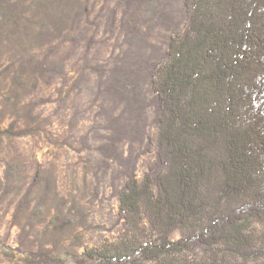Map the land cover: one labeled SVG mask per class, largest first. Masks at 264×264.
I'll return each instance as SVG.
<instances>
[{
	"label": "trees",
	"instance_id": "16d2710c",
	"mask_svg": "<svg viewBox=\"0 0 264 264\" xmlns=\"http://www.w3.org/2000/svg\"><path fill=\"white\" fill-rule=\"evenodd\" d=\"M135 1L144 0H123L117 19L126 39L135 34ZM83 2L0 0V47L26 35L31 18L42 19L33 38L56 34L51 17L63 7L83 13ZM178 3L180 22L164 15L162 52L133 59L119 74L122 96L135 99L139 114L129 127L115 126L100 149L122 166L112 176L121 224L114 240L85 248L76 264H264V0ZM16 50L10 58L21 57ZM23 60H15L21 68ZM8 70L2 100L14 105L24 82ZM140 81L149 100L135 94ZM146 106L154 125L147 135L139 116ZM144 139L151 156L136 172L139 155L130 146L124 156L120 146ZM51 261L43 264H61Z\"/></svg>",
	"mask_w": 264,
	"mask_h": 264
},
{
	"label": "rangeland",
	"instance_id": "374dc122",
	"mask_svg": "<svg viewBox=\"0 0 264 264\" xmlns=\"http://www.w3.org/2000/svg\"><path fill=\"white\" fill-rule=\"evenodd\" d=\"M82 9L57 10L47 22L56 34L46 31L42 40L32 37L42 19L31 18L26 35L0 47V264H43L49 257L76 264L85 248L114 240L120 228L114 197L119 180L112 176L122 166L108 160L100 146L115 137V126L135 124L139 113L117 81L133 59L162 52L169 35L164 15L180 22L179 3L135 1V34L129 39L117 22L123 0H84ZM12 45L20 58H10ZM24 57L21 68L15 60ZM42 63L51 71H42ZM7 66L12 75L22 73L24 82L14 105L2 100L11 84L10 76H3ZM135 94L151 98L141 81ZM139 116L146 135L153 133V109L146 106ZM130 146L141 172L151 156L146 139L124 142V156Z\"/></svg>",
	"mask_w": 264,
	"mask_h": 264
}]
</instances>
